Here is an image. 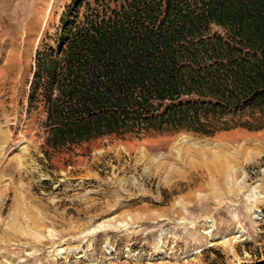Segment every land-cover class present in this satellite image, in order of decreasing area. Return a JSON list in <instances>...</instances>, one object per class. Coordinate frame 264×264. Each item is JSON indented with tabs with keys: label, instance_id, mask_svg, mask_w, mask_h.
Segmentation results:
<instances>
[{
	"label": "rangeland",
	"instance_id": "374dc122",
	"mask_svg": "<svg viewBox=\"0 0 264 264\" xmlns=\"http://www.w3.org/2000/svg\"><path fill=\"white\" fill-rule=\"evenodd\" d=\"M76 1L0 0V264H264V127L47 146L35 57Z\"/></svg>",
	"mask_w": 264,
	"mask_h": 264
},
{
	"label": "trees",
	"instance_id": "16d2710c",
	"mask_svg": "<svg viewBox=\"0 0 264 264\" xmlns=\"http://www.w3.org/2000/svg\"><path fill=\"white\" fill-rule=\"evenodd\" d=\"M83 1L35 57L48 147L264 127V0Z\"/></svg>",
	"mask_w": 264,
	"mask_h": 264
},
{
	"label": "bare ground",
	"instance_id": "6f19581e",
	"mask_svg": "<svg viewBox=\"0 0 264 264\" xmlns=\"http://www.w3.org/2000/svg\"><path fill=\"white\" fill-rule=\"evenodd\" d=\"M23 32V31H22ZM17 37H19V34H18V36ZM16 37V38H17ZM7 39V38H6ZM5 41V40H4ZM2 42V41H1ZM0 42V43H1ZM9 46V45H8ZM22 52V51H21ZM10 54V53H9ZM17 67H18V65H17V63L15 62V59H13V58H10V59H8V61L6 62V63H4L3 64V66H1V69H2V73H3V75H12V74H14V72L17 70ZM14 76V75H13ZM11 86V85H10ZM14 95V94H13ZM12 95V96H13ZM5 103V102H4ZM3 112V111H2ZM3 114V113H2ZM2 136H3V138H6L5 137V135H3V134H1ZM219 157L220 156H216V157H214L213 158V160L214 161H216V162H218L219 161ZM222 157V156H221ZM222 160H223V158H222ZM213 161V162H214ZM237 231H240V230H237ZM240 234V233H239Z\"/></svg>",
	"mask_w": 264,
	"mask_h": 264
},
{
	"label": "built area",
	"instance_id": "2783aa9c",
	"mask_svg": "<svg viewBox=\"0 0 264 264\" xmlns=\"http://www.w3.org/2000/svg\"><path fill=\"white\" fill-rule=\"evenodd\" d=\"M264 216V215H263Z\"/></svg>",
	"mask_w": 264,
	"mask_h": 264
}]
</instances>
